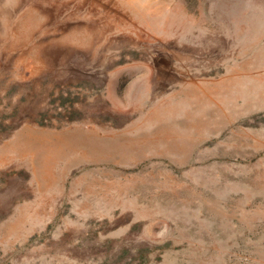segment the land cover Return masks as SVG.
Here are the masks:
<instances>
[{
  "label": "rangeland",
  "instance_id": "374dc122",
  "mask_svg": "<svg viewBox=\"0 0 264 264\" xmlns=\"http://www.w3.org/2000/svg\"><path fill=\"white\" fill-rule=\"evenodd\" d=\"M190 85H221L220 109L178 100ZM161 117L209 130L211 156L123 148L126 122ZM103 125L112 151L59 149ZM98 186L162 227L81 217L72 189ZM0 264H264V0H0Z\"/></svg>",
  "mask_w": 264,
  "mask_h": 264
},
{
  "label": "crops",
  "instance_id": "0c3cea01",
  "mask_svg": "<svg viewBox=\"0 0 264 264\" xmlns=\"http://www.w3.org/2000/svg\"><path fill=\"white\" fill-rule=\"evenodd\" d=\"M187 89H188L186 90L188 92L186 95L187 97L183 95V93L186 92L184 90L181 92L182 93L181 95L176 94V97L178 100L184 99L185 97L188 104L189 102H192L193 104L192 111L198 112L199 109H201L200 112L203 113L209 111L210 108H204V106L208 105L209 103L216 104L215 106L216 111L220 109L219 103L222 100V98H220L221 97L220 93L223 92L221 90L222 89L221 85L220 86L216 85L213 88L210 87L207 88L204 85L201 86L190 85L188 86ZM176 104L178 103H175V101L173 102V104H171V111H178L177 109L179 107L175 106ZM221 108L225 109V107L222 106ZM211 111H213L212 108ZM189 113H191V111L188 112L187 109L186 114L190 115ZM193 124L195 125L199 124L196 118L193 120ZM178 125L179 122L175 117H170V118L161 117V118H155L154 120L152 118L146 120L134 118L131 121L126 122L124 128H122L123 129L122 135L124 136L123 140L126 141L123 144V148L130 150L131 152H133L132 154H135L137 152L140 154H145L147 152V154L151 153L159 157H165L166 152L170 151V162L174 164H178V159L176 154L180 149V147L183 146L184 142L181 141H185V143L195 142V145H192L193 148L191 147L194 152V158L200 157V155H202V158H207L211 156L212 147L209 145V143L207 144L205 143L207 142L208 139H210V136H208L210 133L209 130L206 131L207 135L205 136H191L189 138H184L180 136ZM105 126L106 125H103V127L100 129L102 131V132L100 131V133H102L101 135L99 134V132L97 133L96 131L92 132V134H84V133L66 134L65 139L62 140L63 142L61 143V145H59V149L67 150L69 153L79 154V152L81 153V151H83L84 148H87V150L93 148H94L93 150L96 149L98 150L100 148L104 149V145H106V147L110 148L109 150H112L113 149L112 146L115 145L112 142L110 143L108 140L111 138L109 137V135H112L114 133V129L110 131L109 129H107L108 127ZM202 131L205 133L204 129ZM200 132H201L200 127L195 128V134L200 135ZM76 135L79 136L77 137ZM106 135H108L106 137L107 139H104ZM86 137L87 139L85 140ZM71 142L74 145L70 144ZM187 147L189 148L188 144H185L186 149ZM72 159L73 158L65 157L64 160H62V164L66 163L67 171L70 174H72L74 170L73 168L74 163ZM166 164L167 166H169L168 162H166ZM71 197L73 199L72 202L77 207L76 213L79 214L81 217H84L86 220L108 221L114 218L117 212L126 211L132 213V215L128 219L129 223L147 221L146 229L153 231H156L158 227H162V225L160 224L162 221H165L161 217L162 213L154 212V213L145 214L144 212L145 211L148 212V208L152 207L153 205L152 201H150L149 198L146 199L145 196L143 195L133 193V191L131 190L130 192L128 191L127 193H123L121 195L117 194V197H119L120 199L117 202L115 201L116 194L112 186L110 187L98 186L96 193L92 194L90 192L85 195H82V192L73 188ZM85 197H87L88 199H84Z\"/></svg>",
  "mask_w": 264,
  "mask_h": 264
},
{
  "label": "bare ground",
  "instance_id": "6f19581e",
  "mask_svg": "<svg viewBox=\"0 0 264 264\" xmlns=\"http://www.w3.org/2000/svg\"><path fill=\"white\" fill-rule=\"evenodd\" d=\"M68 132H69V131H68ZM68 132H67V133H68ZM60 133H62V132H60ZM55 134H57V133H55ZM71 134H72V133H71ZM82 134H83V133H82ZM91 134H92V133H91ZM62 135H63V134H62ZM32 136L35 137L36 135L34 134V135H32ZM58 136H59V134H58ZM60 136H61V135H60ZM76 136L78 137L79 135H76ZM76 136H75V137H76ZM87 136H88V135H87ZM89 136H91V135H89ZM92 136H94V135H92ZM34 137H30V138L33 139ZM96 137H97V136H96ZM61 138H62V136H61ZM90 138H92V137H90ZM102 138H103V137H102ZM34 139H35V138H34ZM37 139H38V138H37ZM41 139H42V138H41ZM86 139H87V137L85 138V140H86ZM98 139H99V138H98ZM110 139L112 140V138H110ZM118 139H119V138H118ZM75 140H76V139H75ZM75 140H74V141H75ZM88 140H89V139H88ZM93 140H94V139H93ZM95 140H96V139H95ZM42 141H43V140H40L41 144H42ZM44 141H45V140H44ZM54 141H55V140H54ZM66 141H67V140H66ZM69 141H70V140H69ZM69 141H68V142H69ZM72 141H73V140H72ZM96 141H97V140H96ZM98 141H100V140H98ZM102 141H103V140H102ZM29 142L31 143V141H29ZM60 142H61V141H60ZM60 142H58V143H60ZM79 142H80V141H79ZM84 142H85V141H84ZM107 142H108V141H107ZM25 143H26V142H25ZM44 143H45V142H44ZM66 143H67V142H66ZM90 143H91V142H90ZM99 143H100V142H99ZM114 143H115V142H114ZM27 144H28V143H27ZM27 144H26V145H27ZM45 144H46V143H45ZM45 144H44V145H45ZM70 144H73V143L71 142ZM77 144H78V143H77ZM81 144H82V142H81ZM84 144H85V143H84ZM87 144H88V143H87ZM44 145H43V146H44ZM73 145H74V144H73ZM99 145H100V144H99ZM125 145H127V144H125ZM53 146H54V145H53ZM65 146H66V145H65ZM70 146H71V145H70ZM120 146H121V144H120ZM122 146H123V145H122ZM73 147H74V146H73ZM75 147H76V146H75ZM83 147H86V146H83ZM37 148H38V147H37ZM41 148H42V147H41ZM43 148H44V147H43ZM45 148H46V146H45ZM63 148H64V147H63ZM89 148H90V147H89ZM120 148H121V147H120ZM30 149H32V147H31ZM30 149H28V150L30 151ZM66 149H68V148H66ZM93 149H94V148H93ZM93 149H92V150H93ZM118 149H119V147H118ZM33 150H34V149H32L31 151H33ZM56 150L58 151L57 148H56ZM73 150H75V149H73ZM78 150H79V149H78ZM83 150H84V149H83ZM85 150H86V149H85ZM96 150H97V149H96ZM96 150H94V151H96ZM45 151H47V149H46ZM57 151H56V152H57ZM64 151H65V150H64ZM86 151H87V150H86ZM97 151H100V149H98ZM111 151H112V150H111ZM116 151H117V150H116ZM118 151H119V150H118ZM120 151H121V150H120ZM34 152H35V151H34ZM34 152H33V153H34ZM90 152H91V150H90ZM53 153H54V151H53ZM53 153H52V155H53ZM67 153H68V152H67ZM91 153H92V152H91ZM97 153H98V152H97ZM56 154H58V153H56ZM62 154H65V153H62ZM95 154H96V153H95ZM46 155H47V154H46ZM46 155H45V156H46ZM50 155H51V153H50ZM45 156H44V158H45ZM54 156H57V155H54ZM60 156H61V155H60ZM58 157H59V156H58ZM44 158H43V159H44ZM50 158H51V157H50ZM55 158H56V157H55ZM37 159H38V158H37ZM37 159H35V160H37ZM45 159H46V158H45ZM47 159L50 160L49 158H47ZM51 159H52V158H51ZM53 159H54V158H53ZM59 159H60V158H59ZM35 160H33V162H35ZM39 160H40V159H39ZM39 160H38V162H39ZM41 160H42V159H41ZM41 160H40V162H41ZM45 161H46V160H45ZM55 161H57V159H55ZM42 162H44V161H42ZM53 162H54V161H53ZM39 164H40V163H39ZM39 164H38V165H39ZM42 164H43V163H42ZM33 165H34V164H33ZM35 166H36V165H35ZM39 167H40V166H38V168H39ZM42 167H43V166H42ZM38 168H37V169H38ZM40 169H41V167H40ZM43 169H44V168H43ZM37 172H38V171H37ZM42 172H43V171H42ZM39 174H40V173L38 172V175H39ZM45 178H46V177H45ZM51 178H52V177H51ZM40 181H41V180H40ZM44 181H45V180H44ZM47 182H48V181H47ZM98 182H99V181H98ZM98 182H97V183H98ZM41 183H42V181H41ZM47 184H48V183H47ZM94 185H95V184H94ZM102 185H103V184H102ZM47 187H48V186H47ZM45 189H46V188H45Z\"/></svg>",
  "mask_w": 264,
  "mask_h": 264
}]
</instances>
